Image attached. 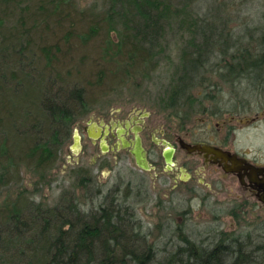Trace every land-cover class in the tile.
<instances>
[{
    "label": "trees",
    "instance_id": "trees-1",
    "mask_svg": "<svg viewBox=\"0 0 264 264\" xmlns=\"http://www.w3.org/2000/svg\"><path fill=\"white\" fill-rule=\"evenodd\" d=\"M109 1L99 18L90 11H72L75 0H0V196L19 185L23 169L39 177V184L45 182L75 126L94 112L96 82L110 84L123 74L121 83L143 72L160 56L157 47L166 27L179 18L180 29L186 26L191 40L183 49L166 108L193 104L201 99L191 95L193 89L219 88L222 82L264 91V27L247 28L245 36L234 37L235 28L228 29L236 20L231 17L234 4L210 5L212 17L187 21L188 9L200 0H179L180 8L167 0ZM258 32L262 35L256 37ZM56 36H63L59 44L53 43L59 41ZM98 40L100 52L92 57L107 67L98 69L93 80L86 78V70L76 75L65 70L67 59L90 55L85 49ZM155 69L153 65L151 71ZM71 173L82 198L65 194L47 207L20 190L0 202V264H264V236L258 229H215L206 245L179 228L181 246L158 261L155 246L147 241L150 232L141 235L143 226L120 197V187L110 201L101 188L96 199L90 198L96 182L80 168ZM127 188L124 197L131 198L134 189Z\"/></svg>",
    "mask_w": 264,
    "mask_h": 264
},
{
    "label": "rangeland",
    "instance_id": "rangeland-1",
    "mask_svg": "<svg viewBox=\"0 0 264 264\" xmlns=\"http://www.w3.org/2000/svg\"><path fill=\"white\" fill-rule=\"evenodd\" d=\"M75 1L76 4L72 11L77 14L90 11L99 18L104 17L103 15L110 6L109 0ZM167 1L172 7L180 8L182 6L179 0ZM220 3L234 4L232 15H230L236 20L231 24V27L228 26V29L235 28L234 37L245 36L247 28L260 30L261 27H264V0H200L188 9L187 21L199 17H212L209 16V8L213 7L210 5H220ZM223 17H225V14ZM182 18L172 21L166 27L163 39L157 47L162 52L148 68L144 69L145 72L138 71L121 83L119 81L123 74L115 77L110 84L98 85L96 82L98 90L96 89V93L94 92L91 96L96 97L97 105L92 113L108 112L115 108H123L126 112L132 109L133 111L136 109L148 111L152 112L159 121L165 123L168 129L180 131V134L184 135L186 132L192 134L196 128L202 127L200 122L205 117V109H219L223 112V115L220 119H210L208 121L210 128L216 130V120H220L222 123L225 120L228 121L229 118H235V121H230V123L240 129L237 134V149L264 163V91L261 90V93L258 91L253 92L248 89L247 84L232 87L222 82L219 88L204 86L193 89L191 95L201 98L193 104L183 103L180 107L166 108L165 102L179 75L183 49L191 40V34L188 32L187 27L180 29ZM3 32L8 31L4 30ZM259 35H262V33L258 32L255 36L258 37ZM62 37L58 36L59 41L53 43L59 44ZM112 37L115 40L118 38L116 33L112 34ZM36 40L37 44L44 45L41 44L40 38H36ZM98 42L88 45V49H85L90 55L80 53L81 55L77 54L74 58L71 57L72 55L69 56L71 60H66L68 64L65 62V65H67L65 70H72L73 75L79 73V70H86L90 74L86 78L93 80V75L98 69L107 67L102 63L103 61L101 62V60L92 57L100 52L98 49L100 41L98 40ZM70 52H68V55H70ZM97 61H100L102 65L97 64ZM153 65L156 69L151 71ZM141 73L143 74L141 75ZM145 73L146 75H144ZM214 80L218 81L216 78ZM82 85V83L79 84L80 87ZM206 95H212L213 99H207ZM176 116H180V120L176 119ZM72 145L71 140L67 147L62 150L56 168L49 174L45 182L39 184V177L32 171L23 169L19 185L13 186L7 191L4 190L0 196V202L15 197L20 190H27L28 196L35 197L34 201L36 203H41L47 207L58 204L65 194L69 196L77 193V196L82 198L83 193L76 187L78 180L71 172L78 170L83 164L89 166L92 157L86 159L81 154L70 156ZM92 174L96 175L95 172ZM94 180L96 185L88 191L90 198L96 199V191L101 188L104 190L103 198L110 201L114 195L113 192L117 190L116 187H120L122 193H120V197L123 196L124 203L135 209L136 221L143 226L141 235L151 233H149V236L147 235V241L155 246L158 252V261H161L167 254L176 251V248L181 246L178 235L179 228L184 229V233L192 240L198 243L205 241L206 245L213 236L212 232L216 229V224L214 223L215 220L213 222L215 213L212 209L203 207L198 202H190L184 196V198L176 196V192L168 180L155 178L151 173L136 169L132 172L122 171L120 174H117L116 171L112 173L104 171L101 176ZM127 187L134 189L131 198L124 197ZM37 188L39 193H36ZM136 189L139 191L137 198H135ZM140 200L142 202H138ZM231 203L232 201H230ZM85 208L90 209L91 207L86 206ZM221 221L223 222V229L226 231H236L237 233L244 231L247 233L258 229V234L264 236V209H259L254 213L251 211L241 217L239 221L237 218L234 219L230 216H223Z\"/></svg>",
    "mask_w": 264,
    "mask_h": 264
},
{
    "label": "flooded vegetation",
    "instance_id": "flooded-vegetation-1",
    "mask_svg": "<svg viewBox=\"0 0 264 264\" xmlns=\"http://www.w3.org/2000/svg\"><path fill=\"white\" fill-rule=\"evenodd\" d=\"M222 115L219 109L207 108L200 122L202 127L196 128L192 134L186 132L181 135L180 131L168 129L165 123L148 111L132 109L126 112L123 108H115L108 112L92 113L75 126L72 144L77 131L79 151L74 153L70 148V156L81 154L86 159L92 157L89 166H80V169L88 172L92 181L104 171H116L117 174L135 169L143 171L131 153L137 134L151 167L150 171L144 172L168 180L176 196H184L190 202L211 208L215 213L213 222L215 220L217 232H229L223 229V216L243 217L251 211L254 213L264 209L261 200L264 198V163L237 149L240 129L230 123L235 118L222 123L216 120V130L210 128L208 121L220 119ZM179 117L175 118L180 120ZM165 141L175 149L172 165L167 164L165 159L168 150ZM186 144L231 154L243 167L214 154L200 151L189 153L184 147ZM94 172L96 175L92 174Z\"/></svg>",
    "mask_w": 264,
    "mask_h": 264
},
{
    "label": "water",
    "instance_id": "water-1",
    "mask_svg": "<svg viewBox=\"0 0 264 264\" xmlns=\"http://www.w3.org/2000/svg\"><path fill=\"white\" fill-rule=\"evenodd\" d=\"M74 144L71 146V149L73 150L74 153H78L79 151V136L77 131H75L74 133ZM164 145L168 147V150H166L165 153V159L167 164L172 165L173 164V155L175 152V149L173 148V146L168 143V142H164ZM135 148L133 150H131L132 155L134 156L135 160H136V164L138 165V167L143 170V171H150L151 167L146 159L145 156V152L144 149L141 145V140L140 137L136 134V143L134 144ZM189 153H192L194 151H200V152H206L208 154H214L220 158H226L228 159L230 162H232L235 166H240L243 167L241 163H239V160L236 159L235 156H232L231 154H227V153H222L219 150H216L214 148H210V147H202V146H191L186 144L184 146ZM263 170H259V172H261ZM263 184H264V180H263ZM262 202L264 203V198L261 199Z\"/></svg>",
    "mask_w": 264,
    "mask_h": 264
}]
</instances>
